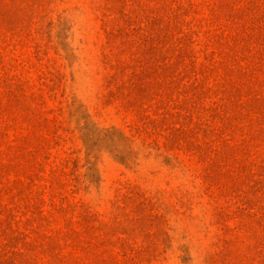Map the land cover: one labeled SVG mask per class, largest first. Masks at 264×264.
<instances>
[{"label": "rangeland", "instance_id": "rangeland-1", "mask_svg": "<svg viewBox=\"0 0 264 264\" xmlns=\"http://www.w3.org/2000/svg\"><path fill=\"white\" fill-rule=\"evenodd\" d=\"M0 264H264V0H0Z\"/></svg>", "mask_w": 264, "mask_h": 264}]
</instances>
